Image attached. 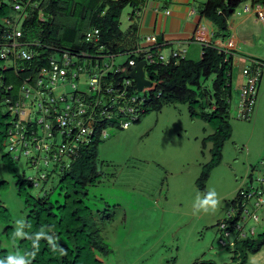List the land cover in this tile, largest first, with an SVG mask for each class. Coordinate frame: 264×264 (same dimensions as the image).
<instances>
[{"label":"trees","instance_id":"1","mask_svg":"<svg viewBox=\"0 0 264 264\" xmlns=\"http://www.w3.org/2000/svg\"><path fill=\"white\" fill-rule=\"evenodd\" d=\"M32 1L36 5L33 9L29 8L28 17L20 21L21 37L18 39L21 45L18 50L29 53L31 59L13 60L11 57L12 67L0 68V159L7 172L14 178L16 194L23 205V222L18 227L26 234L23 238L15 235L16 228L12 225L10 212L0 200V222L5 224L0 229V260H6L9 255L18 253L24 256L29 264H104L103 259L112 255L113 251L104 241L95 220V217H101L97 213L93 214L83 198L88 195V188L95 186L103 175L97 160L98 147L101 144L100 132L109 127L124 130L119 126L124 117L120 119L121 116L113 114L118 113L121 103L117 101L111 111H107L113 114L112 119L119 117L118 121L106 120L105 115L101 114L102 110L97 109L93 118V137L87 144H78L73 157L59 154L60 144L65 139L61 138V143L57 145L56 139L60 129L55 122H32L30 116L25 114V99L37 102L38 106L37 93L44 91L49 81L48 76L42 72L51 71L50 61L63 67L64 55H68L72 61V69L80 68L89 73L95 64L103 63L106 56L133 54L139 46L138 24L135 20L145 0ZM247 1L207 0L201 8L200 16L215 28L213 36L224 40L228 37V20L238 7ZM251 2L258 4L264 3V0ZM126 7H130L131 12L128 15L129 26L123 31L120 28V17ZM16 18L17 14L10 4L0 0V22ZM5 29V26L0 25V37ZM93 30L99 33L98 43L86 41V34ZM202 53L198 60L185 57L181 60H170L167 64L145 65V78L152 82V86L145 91L143 98L133 90V82L126 89L128 97L137 98L134 107L141 102L136 110L138 119L132 122L134 124L140 123L147 114L158 113L167 106L185 105L190 119H198L210 126L212 133L202 140L203 148L206 143L211 144L210 161L203 166L195 182L199 190H204L210 172L220 163L223 147L230 139L229 105L232 98L231 58H227L224 52L212 45L204 47ZM74 58L77 61L74 62ZM130 60H134L136 65L137 60L130 57L126 64L120 66V72L108 75L114 84L121 83L122 78L125 79L126 71L132 70L133 67H128ZM142 60L143 57L140 56L138 62ZM38 79L43 80L41 86L36 85ZM24 82L33 89L28 98L17 94ZM68 84L66 82V85ZM77 90L71 91V96L76 97L75 95L79 94L86 103H90L92 98L80 89ZM49 95L54 96L52 91H49ZM65 97L67 99L66 95ZM44 98L46 99V96H43ZM55 100L53 104L42 100L48 109L46 116L52 117V114L59 110L56 103L60 101ZM19 101L24 115L20 116L16 112L13 126L18 121L21 122L23 139L18 138L12 146L11 143H6L9 131L14 128L11 124L4 125V120L10 117V108ZM2 109H5L4 113ZM88 111L89 109L86 113ZM84 117H87V114L81 115L76 121H89ZM38 124L46 133L45 136H38ZM31 151L39 153V157L33 156V166L37 165L41 153L48 154L45 157L48 162L39 174L37 182H34L33 178H19L13 169V163L20 157H30ZM52 178H57V182L46 189V184ZM6 185V181H0V189H4ZM26 186L39 189L38 195L29 193ZM239 191L240 189L237 191L238 197H235L231 204L233 207L237 206L238 210L241 208ZM52 195H55L54 199ZM105 211L108 210L104 209ZM101 219L111 221L112 216L106 213ZM227 222L237 223L235 219L228 218L220 221L217 224L218 233L222 232L221 224ZM247 232L245 236L237 234L229 240L218 239L219 246L231 254L230 264H246L250 255L257 254L264 247V233H251L250 230ZM37 233H42V238L38 241ZM47 237L52 238V243ZM220 239L224 241V245L220 244ZM197 264L216 263L203 260Z\"/></svg>","mask_w":264,"mask_h":264},{"label":"rangeland","instance_id":"2","mask_svg":"<svg viewBox=\"0 0 264 264\" xmlns=\"http://www.w3.org/2000/svg\"><path fill=\"white\" fill-rule=\"evenodd\" d=\"M1 1L9 3V0ZM244 4L238 7L235 14H243ZM130 12V7H126L121 14L120 28L123 31L129 25L127 17ZM13 17H16L14 13ZM254 31L257 39L252 51L260 60L248 58V61L244 59L234 64L231 83L235 91L245 85L246 77L242 71L257 69L255 104L246 118H239V95L232 93L229 105L231 136L223 147L220 163L210 172L204 190L196 188L195 182L203 166L210 161L211 144L206 143L203 148L202 140L212 130L202 121L190 119L187 106H167L158 113L147 114L138 124L130 123L124 130L106 129L108 136L101 139L97 157L103 175L95 186L88 188V195L83 198L93 214L97 213L101 218L106 213L112 216L111 221L95 217L104 241L113 251L112 255L103 259L104 264H197L203 260L230 264L231 254L218 244L219 238H225L222 232L218 233L217 224L227 218L239 189L264 187L260 183V178L264 177V67L256 68L254 64H264V30L259 26ZM146 43V37H141L140 46ZM188 48L182 50L187 51ZM241 48L240 51L246 55L251 50L248 46ZM162 53L167 55L169 52L166 49ZM130 57H134L138 63L140 56L136 52L116 55L113 57L114 66L126 64ZM191 59L198 60L199 57ZM103 64L110 65V58L104 57ZM12 65L11 60L0 61V68H10ZM80 75V81L72 79V83L89 96L95 94L89 91L88 73L83 75L82 72ZM122 83L125 84L123 78ZM147 90L137 95L143 98ZM70 92V85H59L52 90L56 99L59 94L69 98ZM25 102V114L30 116L32 122L39 123L42 114L37 102L30 99H25ZM56 105L59 109L65 107L62 102ZM10 113L4 125L13 126L14 110H10ZM112 120L118 121L119 117ZM46 121L49 123V119ZM37 133L39 137L46 135L39 124ZM61 140V135H58L57 145ZM6 144H10L9 139ZM46 155L41 153L37 165L33 166L32 159L39 157V153L31 151L30 157H20L13 163L14 172L19 178H33L37 182L48 162ZM0 181L7 182L5 188L0 189V200L8 208L12 225L17 229V221H21L18 226L23 222V205L16 194L14 178L7 172L1 159ZM56 182L57 178L50 179L46 189ZM208 189L218 193L221 200L218 209L215 213L194 215L193 203L197 194H203ZM26 190L34 196L39 193L37 188L26 186ZM54 198L55 195H52ZM104 209L108 211L104 212ZM247 209L249 214L255 212L257 219L244 215L245 218L242 217L238 224L246 232L254 230L256 234L264 233V206L256 209L249 205ZM4 225L0 222V229ZM234 236L235 233H232L229 239ZM246 264H264V247L257 254L250 255Z\"/></svg>","mask_w":264,"mask_h":264},{"label":"built area","instance_id":"3","mask_svg":"<svg viewBox=\"0 0 264 264\" xmlns=\"http://www.w3.org/2000/svg\"><path fill=\"white\" fill-rule=\"evenodd\" d=\"M146 1V0H145ZM9 4L12 7V9L17 14V18L14 20H3L0 22L1 26H5L7 29L3 30L2 35L0 37V58L2 60H10L11 57L13 60H29L31 59V55L25 51H19L21 45L20 42H18V39L21 37V31L19 29L20 27V21L26 19L28 17L29 11L28 9H33L36 4L33 3L32 0H9ZM255 7V15L256 18L264 22V5H258ZM254 7L244 6L243 12H249L251 9H254ZM98 31L93 30V32H89L86 34V41L98 43ZM205 32L202 29H198L194 34V41L199 42L201 44L206 43L205 39ZM146 42H148L151 47H141L138 46L135 52L143 57L142 61L146 62V65L151 64H167L170 62V60H181L185 58V51L181 49L177 50H171L167 55H164L162 51H159V46L156 44V38L155 36H148L146 38ZM228 48L232 47V43H228ZM218 48V47H217ZM220 51L224 52V54L227 53L226 50L218 48ZM107 57V56H106ZM114 56H109L110 58V65H104L103 63L95 64L93 66L94 73H88L86 70H81L80 68H77L73 70L71 67H73L72 61L68 57V55H64V62L62 63L63 67H61L59 64H56L53 61H50V64L52 66V69L50 72H42V74H45L48 76V86L45 87V90H40L37 93L39 103L38 108L42 114L39 121L40 123L45 122L47 119L49 121L55 122L57 124V127L60 129L59 135H61L62 139H65L60 144L59 148V154H68L75 156V149L77 148V145L79 144H87L90 139L93 137V133L95 132V129L93 127L94 121L93 118L97 114V109L102 110L101 114L105 115V119L109 120L112 119L113 114L119 115L120 119L122 117L123 120L120 122L119 126L122 129H127L130 125V123L135 122L138 119V113L136 112L137 107L140 106L141 102L134 107L137 103L136 97H128L127 95V87L130 86L131 80L127 79L125 76L124 82L125 84L121 83H115L113 80L108 78V75L112 72H120L122 70V67H116L114 66ZM256 68H262L264 67V64L256 62L254 63ZM135 63L134 60H130L128 62V67H134ZM66 67V69H65ZM69 68V70H67ZM77 72L80 74L83 72V75L87 74L89 75V91L95 93L92 96H89L87 92L84 90L83 93L87 94L89 97L92 98L90 103H86L84 98H82L79 94L74 96H69V98L66 99L64 96H58V99L60 102L65 103V107L63 109L56 110L54 114H52V117L46 116V113L48 112L47 107L43 104L42 100L48 101L49 103L53 104L55 102L56 97L50 96L49 91H52L56 89L59 85H66V82H68L71 87L72 92L78 91L77 89H80V87L77 84L72 83V79L80 81L81 75L77 74ZM130 72V71H128ZM126 71V74L128 73ZM243 76L246 77L245 85H243L239 90V103H238V112L237 116L239 118H246L249 113L252 112V107L255 104L256 100V83L258 82V75H257V69L253 70H247L244 69L242 71ZM43 80L38 79L36 85L41 86ZM33 89L30 88L26 82L23 83V85L20 88V91L17 93L18 95H23L25 98H28L29 93ZM81 90V89H80ZM71 94V93H70ZM60 95V94H59ZM43 96H46V99H43ZM84 96V95H83ZM117 101H119L121 104L118 106V113L110 114V112H107L110 110L115 104H117ZM23 106V105H22ZM88 106L90 108H88ZM101 107H103L101 109ZM105 107V108H104ZM140 108V107H139ZM89 109V111L86 113V111ZM10 110H14V113L18 112L20 116L24 115V111L21 110V103L20 101L17 102L13 108H10ZM111 111V110H110ZM87 114V117L89 121L86 120H80L76 121L77 118L81 117V115ZM49 117V118H48ZM87 119V120H88ZM54 120V121H53ZM22 124L20 121H18L14 126L13 130L9 131V141L13 144L16 142V140L19 138L20 140L23 139L22 132H21ZM49 127V125H48ZM50 128V127H49ZM100 138L105 139L107 138V132L106 130H102L100 132ZM43 148V147H41ZM260 183L264 184V177L260 178ZM264 187L261 186V189H252V190H243L240 189L239 191V200L241 208L238 210L235 206L231 208L229 212H227V218L235 219L237 223H223L220 226V229L222 230L223 237L225 239H229L232 233H235V235L239 236H245L247 233L245 230H243V227H241L238 224V221L243 217L244 215H247L249 217L254 218L255 220L257 217L255 216V212L249 214L247 206H253L256 209H259L260 207L264 206ZM237 213V215H236ZM237 217V218H236ZM229 228H231L229 230ZM254 230H250L252 233ZM221 245H224L223 240H219Z\"/></svg>","mask_w":264,"mask_h":264},{"label":"crops","instance_id":"4","mask_svg":"<svg viewBox=\"0 0 264 264\" xmlns=\"http://www.w3.org/2000/svg\"><path fill=\"white\" fill-rule=\"evenodd\" d=\"M201 2L203 1L146 0L140 9L141 12L137 20H135L138 24L137 35L139 41L141 37L155 36L159 51L162 52L166 49L168 52L176 49L182 50L189 46L187 51L184 50L185 57L189 59L200 58L203 54V48L212 45L227 51L225 55L227 58H231L232 68L240 60L245 59L248 61L249 58L259 61L260 59L252 51L257 39L254 29L262 26L264 30V22L256 18L254 6L264 5V3L252 4L251 0L250 3H245L244 6L254 7V9L249 12H242L241 15H232L227 22L228 37L219 40L213 36L215 31L213 25L200 16L201 8L205 3ZM198 29H203L206 34L204 45L194 41V34ZM229 42L232 43L231 48L227 46ZM138 45L140 46L139 42ZM242 46H248V49H251L248 50L247 55L240 51ZM141 47H151V45L147 42L142 44ZM241 87L242 85L235 91L233 88L232 93L235 92L236 95H239Z\"/></svg>","mask_w":264,"mask_h":264},{"label":"clouds","instance_id":"5","mask_svg":"<svg viewBox=\"0 0 264 264\" xmlns=\"http://www.w3.org/2000/svg\"><path fill=\"white\" fill-rule=\"evenodd\" d=\"M220 203L221 200L219 195L214 189H208L203 194H197L195 202L193 203L194 215H199L200 213H215ZM20 223L21 221H17L15 235L23 238L26 234L18 227ZM40 238H42V233H37L36 240L38 241ZM47 238L49 239V242L52 243V238ZM55 250V246H53V251ZM61 251H63V249H61ZM0 264H29V261L24 256L17 253L15 255H9L6 260H0Z\"/></svg>","mask_w":264,"mask_h":264},{"label":"water","instance_id":"6","mask_svg":"<svg viewBox=\"0 0 264 264\" xmlns=\"http://www.w3.org/2000/svg\"><path fill=\"white\" fill-rule=\"evenodd\" d=\"M145 65V61H140L126 74V78L134 83L133 90L138 93L152 86V82L145 78Z\"/></svg>","mask_w":264,"mask_h":264}]
</instances>
